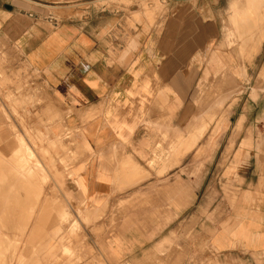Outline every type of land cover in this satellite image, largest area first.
Listing matches in <instances>:
<instances>
[{
	"label": "crops",
	"instance_id": "crops-1",
	"mask_svg": "<svg viewBox=\"0 0 264 264\" xmlns=\"http://www.w3.org/2000/svg\"><path fill=\"white\" fill-rule=\"evenodd\" d=\"M164 2L167 12L149 20L135 2L0 0V44L17 54L23 77L42 83L38 91L56 108L47 115L56 113L77 145L50 153L77 160L68 171L56 163L62 177L46 187L59 194L41 196L55 205L47 218L67 213L77 220L83 244L105 264H155L157 257L159 264H264V179H248V157L258 154L248 148V132L210 135V127L181 156L175 151L192 125L199 130L219 117L200 114L202 81L236 70L246 57L230 46L217 3ZM253 43L263 53L264 38ZM225 78L218 91L228 99ZM52 132L59 136V126ZM161 154L171 156L170 166L151 167ZM198 155L206 157L200 164L192 159ZM223 157L230 158L221 167ZM0 187L17 189L15 196L0 192V204L17 205L6 211L16 218L19 205L41 203L24 190L39 193L38 181L12 178ZM231 188L237 192L230 197Z\"/></svg>",
	"mask_w": 264,
	"mask_h": 264
},
{
	"label": "rangeland",
	"instance_id": "rangeland-1",
	"mask_svg": "<svg viewBox=\"0 0 264 264\" xmlns=\"http://www.w3.org/2000/svg\"><path fill=\"white\" fill-rule=\"evenodd\" d=\"M211 1L221 8L219 14L223 32L226 38H229L230 46L241 51L239 55L246 58L237 60L236 70L229 72L224 70L202 81L201 91L196 98L199 103L203 101L200 114L211 116L212 122L216 116L219 117L213 124H198L199 130L192 125L190 130L193 131L192 133L190 131L188 136L191 137L194 134L193 136L196 135L197 138L189 140L188 149L198 138L203 137L210 127H212L210 135L214 132L217 135L225 132L236 137L247 131L250 137L248 148L258 153L248 157V179L255 180L261 176L264 179V50L263 53L258 54L259 51L253 43L256 36L259 40L264 38V0ZM117 2L138 3L149 20H153L155 14L167 12L164 0H117ZM4 47L5 45L0 44V60L2 61L0 65V148H7L8 154H5V151L0 154V185L10 182L12 178H19L25 183L38 181L39 193L36 192L37 189L31 188H25V193L28 190L44 198L48 195L57 197L59 189L46 187L52 180L59 183L62 177L63 172H57L56 163L59 161L68 171L69 166L77 160V156H67L65 160L63 157L55 158L50 153L59 149H67L68 153L71 148H76V141L56 113L52 116L47 115L48 112L54 113L56 108L47 100L48 97L43 98L42 93L38 91L42 83L34 81L32 85L31 76L23 77L21 72L26 73L25 66L16 53L8 54ZM15 62L17 65L14 67ZM239 66L246 69V74L239 75ZM8 68H11L10 76H7ZM222 75H227L225 79L228 81V87L224 88L230 94L228 99L221 98L218 91ZM33 77L38 78V76ZM7 87H10V90H6ZM47 102L50 103L49 106ZM53 103L56 106V102ZM243 104L247 105V109L243 107L241 110ZM246 111L248 113L246 119L244 116V121L236 124L238 116L241 113L245 114ZM221 116H225V123H221ZM32 117L36 119V122H32ZM54 126H59V136L53 135ZM252 134L254 140L251 139ZM66 136L67 139L64 141ZM208 141L209 137L206 142ZM174 158L178 159L176 156ZM204 158L206 157L199 155L192 157L199 164ZM229 158L223 157L220 166L223 167ZM258 158L262 160L261 164L258 163ZM170 159L169 155H154L150 164L153 168H158L160 165L170 166ZM217 168L220 167L217 165ZM223 178V173L217 172L216 179L221 186H223ZM4 190L5 188L0 187V192ZM12 191L15 196L17 191L15 188L8 187L4 192L8 195ZM229 191L230 197L237 192L235 188ZM43 197L39 204L19 205V208H23V212L18 215V218L15 217L16 214L6 213L7 210L8 212L16 210V204L9 202L0 204V264H105L98 254H94L93 250L87 249L83 244L86 235L77 220L72 221V217L67 213L55 214L58 216L57 219L47 218L49 216L47 208L52 204H47L46 199L42 202ZM61 206V211H66L62 204ZM55 210L58 212V209L55 208ZM37 211H39L38 214H35ZM78 215L87 224V220L82 218V213L78 212ZM10 216L14 217L10 218ZM51 245L57 247L56 250L54 248L55 252L51 250ZM88 257L89 259H86ZM151 263L154 264L153 261ZM155 264H159L158 257Z\"/></svg>",
	"mask_w": 264,
	"mask_h": 264
},
{
	"label": "bare ground",
	"instance_id": "bare-ground-1",
	"mask_svg": "<svg viewBox=\"0 0 264 264\" xmlns=\"http://www.w3.org/2000/svg\"><path fill=\"white\" fill-rule=\"evenodd\" d=\"M234 7V6H233ZM164 98V97H163ZM161 99H162V97H161ZM163 100V99H162ZM205 107V106H204ZM206 108V107H205ZM208 108V107H207ZM203 111V110H202ZM194 126V125H193ZM193 126H191V127H193ZM190 127V128H191ZM192 129V128H191ZM194 129V128H193ZM195 130V129H194ZM189 131H191V130H189ZM193 131V130H192ZM192 131H191V133H192ZM198 131V130H197ZM194 132H196V130L194 131ZM199 132H201V131H199ZM197 133V132H196ZM189 134H190V132H189ZM188 134V135H189ZM194 134H192V136L191 137H189L188 136V138H186V139H184V140H181L180 142H177L178 143V145H177V147L178 148H181V149H176L175 151L179 154V155H181V152H184L185 153V151H187V149H188V145L190 144V139H195L194 137L195 136H193Z\"/></svg>",
	"mask_w": 264,
	"mask_h": 264
}]
</instances>
